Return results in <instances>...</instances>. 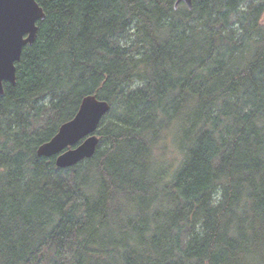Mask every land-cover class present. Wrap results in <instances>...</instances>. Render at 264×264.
Listing matches in <instances>:
<instances>
[{"label": "trees", "instance_id": "1", "mask_svg": "<svg viewBox=\"0 0 264 264\" xmlns=\"http://www.w3.org/2000/svg\"><path fill=\"white\" fill-rule=\"evenodd\" d=\"M176 1L36 0L0 96V264H264V0ZM87 95L96 151L59 169L36 151Z\"/></svg>", "mask_w": 264, "mask_h": 264}, {"label": "water", "instance_id": "2", "mask_svg": "<svg viewBox=\"0 0 264 264\" xmlns=\"http://www.w3.org/2000/svg\"><path fill=\"white\" fill-rule=\"evenodd\" d=\"M181 3L192 9V0H177L175 8ZM44 18L43 9L36 0H0V96L4 95V83L15 85V65L23 48L34 43L37 22ZM109 111L107 101L94 95L85 96L75 116L63 123L52 139L40 145L36 155L54 157L59 169H68L90 159L99 143L96 131Z\"/></svg>", "mask_w": 264, "mask_h": 264}, {"label": "rangeland", "instance_id": "3", "mask_svg": "<svg viewBox=\"0 0 264 264\" xmlns=\"http://www.w3.org/2000/svg\"><path fill=\"white\" fill-rule=\"evenodd\" d=\"M263 23H264V19H263ZM116 107H117L116 105L112 104V107H111L112 109L111 110L116 109ZM74 204H75L74 209H73L74 212L76 213V215L82 216L84 211H83V209L81 207L80 200L75 202ZM61 264H71V262H70L69 259H64V260L61 261Z\"/></svg>", "mask_w": 264, "mask_h": 264}]
</instances>
